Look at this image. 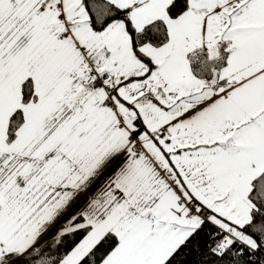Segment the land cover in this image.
Segmentation results:
<instances>
[{"label":"snow or ice","instance_id":"obj_1","mask_svg":"<svg viewBox=\"0 0 264 264\" xmlns=\"http://www.w3.org/2000/svg\"><path fill=\"white\" fill-rule=\"evenodd\" d=\"M0 264H264V0H0Z\"/></svg>","mask_w":264,"mask_h":264}]
</instances>
